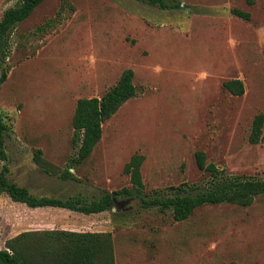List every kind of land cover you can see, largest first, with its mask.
I'll return each instance as SVG.
<instances>
[{
  "label": "rangeland",
  "instance_id": "374dc122",
  "mask_svg": "<svg viewBox=\"0 0 264 264\" xmlns=\"http://www.w3.org/2000/svg\"><path fill=\"white\" fill-rule=\"evenodd\" d=\"M20 1L0 0V20ZM68 1L61 14L66 0L43 1L10 33L1 61L10 70L0 85L8 156L0 157V174L7 166L38 196L91 199L131 186L124 167L139 152L144 192L166 197L184 182L208 184L195 156L204 150L228 174L264 178V138L249 142L254 117L264 113V0H175L181 6L172 9L144 0ZM48 21L54 25L40 30ZM126 68L135 70L138 95L104 123L92 155L77 164L78 99L102 96ZM231 78L243 80V95L224 88ZM38 149L57 171L36 163ZM68 169L78 180L61 176ZM71 215L62 217L77 222ZM29 216L0 194V249ZM85 221L84 230L112 233L117 264H264V194L248 206L205 204L183 221L139 197H117Z\"/></svg>",
  "mask_w": 264,
  "mask_h": 264
},
{
  "label": "trees",
  "instance_id": "16d2710c",
  "mask_svg": "<svg viewBox=\"0 0 264 264\" xmlns=\"http://www.w3.org/2000/svg\"><path fill=\"white\" fill-rule=\"evenodd\" d=\"M45 0H21L17 5L5 10L0 20V85L9 74V65L2 67L6 59L10 43V33L16 24L27 19ZM162 9L179 8L181 3L175 0H144ZM71 6L66 0L65 6ZM233 12L245 19H250L251 13L240 8ZM54 25L48 21L39 26L46 30ZM224 88L235 95L245 93V84L241 78H231L224 81ZM138 95L135 84V70L126 68L119 79L102 96L81 97L78 99L73 115L72 144L77 147L75 162L82 164L93 153L103 136L104 123L114 116L120 107L129 99ZM7 124L2 115L0 105V157L8 158L6 151ZM264 138V113L257 114L252 123L249 142L260 143ZM42 149L35 153L34 160L46 172L57 171V167L43 156ZM199 169L209 173L208 184L204 188L190 186L184 182L176 187V192L169 196L149 197L145 191L142 165L145 155L134 153L125 164L124 172L130 175L132 185L125 186L113 192L104 190L101 195L88 199L83 195L59 198L55 196H38L27 186L20 185L8 174V167L0 174V194L7 193L13 201L22 202L30 207L57 206L82 213H98L110 210L115 206V199L141 198L144 207L157 206L164 211L171 209L177 221L189 218L198 207L205 204L222 202L243 206L251 205L255 198L264 194V178L250 174H228L213 162L207 161V153L197 150L195 153ZM65 179L77 177L68 169L61 174ZM0 264H117L115 244L111 232L72 231V230H37L25 231L6 241V246L0 249Z\"/></svg>",
  "mask_w": 264,
  "mask_h": 264
},
{
  "label": "crops",
  "instance_id": "0c3cea01",
  "mask_svg": "<svg viewBox=\"0 0 264 264\" xmlns=\"http://www.w3.org/2000/svg\"><path fill=\"white\" fill-rule=\"evenodd\" d=\"M29 188V187H28ZM48 195V194H45ZM29 211V217L22 222V226L19 230V234L25 231H37V230H55V229H62V230H72V231H88L81 228L82 224L88 226L89 223L86 221L81 223L80 220L85 218V220H91L96 218L102 212L98 213H82L79 211L71 210L68 208L57 207V206H39V207H30L25 203L19 202ZM41 212H47L52 215L47 216H40ZM73 217V214H76L78 220L75 222L74 220L66 219L62 216H69ZM80 219V220H79ZM83 225V226H84ZM94 231V230H92Z\"/></svg>",
  "mask_w": 264,
  "mask_h": 264
},
{
  "label": "water",
  "instance_id": "95a60500",
  "mask_svg": "<svg viewBox=\"0 0 264 264\" xmlns=\"http://www.w3.org/2000/svg\"><path fill=\"white\" fill-rule=\"evenodd\" d=\"M113 194H115V192H113ZM115 201H116V199H115Z\"/></svg>",
  "mask_w": 264,
  "mask_h": 264
}]
</instances>
